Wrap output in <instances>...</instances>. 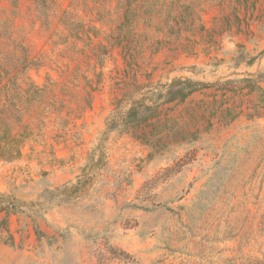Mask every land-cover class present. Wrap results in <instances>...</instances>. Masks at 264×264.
Wrapping results in <instances>:
<instances>
[{"label": "rangeland", "instance_id": "374dc122", "mask_svg": "<svg viewBox=\"0 0 264 264\" xmlns=\"http://www.w3.org/2000/svg\"><path fill=\"white\" fill-rule=\"evenodd\" d=\"M0 264H264V0H0Z\"/></svg>", "mask_w": 264, "mask_h": 264}, {"label": "trees", "instance_id": "16d2710c", "mask_svg": "<svg viewBox=\"0 0 264 264\" xmlns=\"http://www.w3.org/2000/svg\"><path fill=\"white\" fill-rule=\"evenodd\" d=\"M190 93V91H186L184 92V90H178L177 92H175V94L171 95V100L176 98V97H180V98H184L186 97L188 94ZM132 113V112H131ZM135 113H132L131 116H133ZM105 135V137L101 138V142L106 140V133H103V136ZM95 150L98 152L97 154H95ZM96 155V158H95ZM103 152L102 149H99V146L97 145L96 148L92 151V153L90 154V156L88 157V164L86 165V167L82 170V175L80 178L77 179L76 185L74 186H63L62 189L60 190L63 194H65L66 192H68L69 194H76L77 191L80 190L81 186L85 183V181L87 180V174H88V170L91 169L93 166H96V164H98L101 160V158L103 157Z\"/></svg>", "mask_w": 264, "mask_h": 264}]
</instances>
